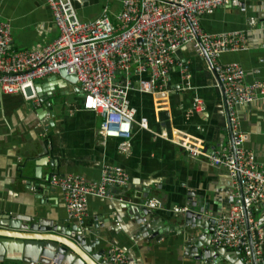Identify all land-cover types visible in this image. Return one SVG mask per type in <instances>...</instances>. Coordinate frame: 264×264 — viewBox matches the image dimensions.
I'll list each match as a JSON object with an SVG mask.
<instances>
[{
    "label": "crops",
    "instance_id": "obj_1",
    "mask_svg": "<svg viewBox=\"0 0 264 264\" xmlns=\"http://www.w3.org/2000/svg\"><path fill=\"white\" fill-rule=\"evenodd\" d=\"M71 1L81 20L97 17L104 8L113 20L120 8V0ZM0 18L9 22L11 44L16 49L41 48L59 35L45 0H0ZM250 19L255 23L250 24ZM200 23L210 33L243 31L245 46L222 51L218 60L239 62L246 82L264 80V0L217 7L201 16ZM174 60L188 62V79L174 63L169 68V91L129 93L135 119L145 117L147 129L133 122L126 152L118 149L120 138L98 134L102 116L82 108L79 84L61 79L34 83L35 96L30 98L0 91V223L6 216L28 225L34 220L46 226L75 228L78 223L68 217L62 191L49 185V177L73 173L87 181L96 180L104 166L117 165L128 173V182L108 187L114 197L89 196L87 200L83 227L87 226L94 241V251L103 250L104 257L107 247L115 244L126 250L132 264H194L185 244L184 213L174 207L207 216L205 227L196 230L211 239L210 217L226 213L241 186L225 167L213 166L201 156L190 157L176 143L191 142L208 152L218 151L230 143L231 133L224 93L207 58L189 43L175 51ZM131 71L130 78L137 85L140 76L134 66ZM141 76L148 78L149 72ZM117 78L124 80L121 74ZM42 85L51 90L44 91ZM50 91L54 100L46 105L44 98ZM196 96L203 100V111L192 108ZM237 114L244 146L264 168V99L238 105ZM151 199L159 205L148 207L146 202ZM263 207L262 203L254 205V215L260 217ZM146 208L170 228L159 241L139 231L138 221ZM262 228L264 232V222Z\"/></svg>",
    "mask_w": 264,
    "mask_h": 264
},
{
    "label": "built area",
    "instance_id": "obj_2",
    "mask_svg": "<svg viewBox=\"0 0 264 264\" xmlns=\"http://www.w3.org/2000/svg\"><path fill=\"white\" fill-rule=\"evenodd\" d=\"M45 2L59 35L41 48L12 47L11 26L0 18V91L34 97L35 81L55 75L65 67L77 77L82 108L102 116L98 134L103 138H120L118 149L126 152L133 122L147 129L145 117L135 119L129 93L169 91V68L174 63L188 79V62L175 61L174 54L180 46L191 43L199 55L209 60L222 83L232 142L210 152L191 142L176 143L190 157L201 156L211 165L225 167L237 176L241 190L234 194L227 212L209 219L213 222L210 243L214 247L238 249L244 264H252L254 254L258 264L264 254V207L260 217L254 215L253 207L259 203L264 206V168L244 146L237 106L264 99V80L246 82L245 70L239 62L218 60L222 51L245 46L243 31L210 33L200 23L201 16L217 7L240 6L243 0H120L113 20L107 8L93 19L81 20L71 0ZM249 23L255 21L250 19ZM133 66L140 76L137 85L130 78ZM146 71L148 78L141 76ZM118 74L124 80H119ZM192 108L203 111V100L194 97ZM128 180V173L122 167L106 165L96 180L87 181L73 173H56L48 182L62 191L68 217L83 226L88 197H114L108 187L124 186ZM146 205L155 208L159 201L151 199ZM103 258L104 264H132L126 250L115 244L107 247Z\"/></svg>",
    "mask_w": 264,
    "mask_h": 264
},
{
    "label": "water",
    "instance_id": "obj_3",
    "mask_svg": "<svg viewBox=\"0 0 264 264\" xmlns=\"http://www.w3.org/2000/svg\"><path fill=\"white\" fill-rule=\"evenodd\" d=\"M208 60V59H207ZM209 62V60H208ZM210 64V63H209ZM213 70V68L211 67ZM214 72V70H213ZM218 86L223 91V86L214 72ZM61 79L73 84H79L74 73H69L65 67L59 70V77L55 75L43 78L35 83L41 85L45 81ZM44 91L51 90V88H44ZM38 88L37 86L35 87ZM51 93V91H50ZM67 93V92H65ZM224 93V92H223ZM44 95H41V98ZM48 96V98H47ZM45 96V104L50 105L54 98V94ZM225 98V97H224ZM227 115V111H226ZM228 120V116H227ZM228 129L232 132L228 121ZM39 177L37 173L34 174ZM190 199V197H188ZM195 204V202H194ZM144 216L138 223L141 224L140 232L146 233L155 241L162 238V233L169 231V227L163 225L162 218H153V211L150 209H143ZM183 214L184 223L186 225L187 238L185 244L187 251L192 257L194 264H244L243 259L238 249L232 250L227 247H214L210 243V239H205L197 233V228L205 227L207 216L202 215L193 209H184ZM32 223V224H31ZM31 223H22L21 219L12 217H3L0 225V261H16L20 264H104L103 250L94 251V241L90 239V234L87 226L66 227L64 225L56 227V225L46 226L40 224L38 221H31ZM208 229L213 228L212 220H209ZM25 229L36 230L38 232L23 231ZM53 231V232H49ZM57 232V233H55ZM212 235V234H211ZM68 236V237H66ZM211 237V236H210ZM201 248V249H200ZM252 264L255 262L254 254H252ZM258 264H264V254L261 256Z\"/></svg>",
    "mask_w": 264,
    "mask_h": 264
}]
</instances>
